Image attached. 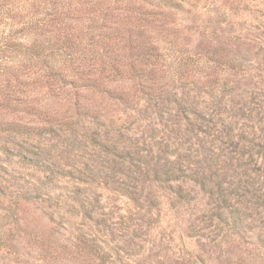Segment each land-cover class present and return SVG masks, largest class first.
Returning a JSON list of instances; mask_svg holds the SVG:
<instances>
[{"label": "trees", "instance_id": "trees-1", "mask_svg": "<svg viewBox=\"0 0 264 264\" xmlns=\"http://www.w3.org/2000/svg\"><path fill=\"white\" fill-rule=\"evenodd\" d=\"M0 1H3L0 3V108L13 116L14 113L35 115L39 122V125H31L22 124L19 120L0 121L1 132H9L17 139L20 136L51 134L54 126L61 122V126L72 128L70 121L89 114L92 109L87 103L90 96L109 97L122 103L133 102L137 106V109L133 108L136 112L145 107L144 111L152 114L149 118L155 117L163 128L173 123L170 126L176 131L175 137L164 138L165 148L156 154L147 142L158 136L155 131L143 137L144 140L140 141L142 148L137 146L134 153L127 152L124 156L119 155V150H111L108 140L100 141L98 137L93 139L92 135L89 137L86 134L84 138L96 141L95 145L106 158L105 162L115 166L112 173L140 180L153 175L154 181L170 184L169 189L178 198L185 195L181 183L187 180L194 182L209 197L211 208L216 209L213 214L221 226L219 233L230 231L229 237L235 236L236 248L242 252L249 249L252 253V247L254 250L264 248V229L255 224L264 211V202L246 200L251 190L243 189L237 183L240 181V165H233L234 160L239 161L247 135H251L252 141H259L255 154L264 160V122L261 121L263 127H260V123L252 119V109L230 115V99H225L226 95L238 96L245 91L246 88L241 90L240 83L247 80L246 76H250L251 81L260 78V74L250 73L251 65L242 62L235 53L239 49L228 47L234 45L231 41H220L216 37L217 46H213V41H209L211 45H203L200 41L194 52L178 48L183 28L177 15L195 13L201 6L210 18L213 17L211 23L227 26L232 35L235 29L239 32L244 30L251 18L247 8L243 7L246 0H223L216 7L210 6V0H54L51 2L53 5H44L43 9L35 8L30 0H19L15 8L10 6L11 1ZM259 6L258 11L264 16V5L260 3ZM19 26L22 28L14 30ZM252 54L257 59H250V64L258 63V52ZM171 59L178 67L169 65L173 64V61L168 62ZM182 65L197 68V74L206 78L217 76L218 72L220 76L225 74V78L214 83L217 86H210L211 90L199 91L198 96H205V104L184 103L176 93L167 95V84L161 81L167 77L166 74L175 79L176 71ZM232 75L242 76V79L231 81ZM116 81L121 84H115ZM71 89L73 91L68 92ZM219 92L223 97L214 103L213 98ZM245 92L248 94V91ZM257 92L252 90L249 93L254 98ZM64 93L71 94L72 100H68L73 110L66 119L59 118L49 109L40 110L45 98L61 99ZM160 99L171 101V105L162 109ZM166 114L169 116L165 117ZM95 117L103 119L101 115ZM246 120L250 126L245 125ZM230 145L235 150L228 148ZM0 150L2 154H8L9 147L1 143ZM149 154L154 156L153 167L148 166L151 163L146 158ZM16 156L20 164L31 163L40 172L56 173L51 166L54 163L48 160L35 164L21 151ZM171 183H175L177 188L174 189ZM138 190L135 188L130 194L139 195ZM254 191L253 196L259 197L256 194L263 188H255ZM80 205L84 217L92 219V209L82 202ZM253 207L259 208L258 216L248 213L255 209ZM190 228L196 230L197 226L190 225ZM200 232L196 234L205 236ZM84 235H77L80 238L77 246L87 247L93 257L105 260L101 251L103 247L89 234ZM242 246L246 249L243 250ZM232 253L234 251H229L226 259L232 260ZM176 264L186 263L177 260Z\"/></svg>", "mask_w": 264, "mask_h": 264}, {"label": "rangeland", "instance_id": "rangeland-1", "mask_svg": "<svg viewBox=\"0 0 264 264\" xmlns=\"http://www.w3.org/2000/svg\"><path fill=\"white\" fill-rule=\"evenodd\" d=\"M8 1L12 2L10 6L14 8L19 4V0ZM53 1L30 0V4L43 9L44 5H53ZM222 1L210 0V6L216 7ZM260 3L264 5V0H246L243 7L247 8L251 18L244 30L239 32L235 29L233 39L230 29L225 25L211 23L213 17L210 18L201 6L197 7V13H179L177 19L183 28L178 45L181 50L197 51L200 41H203V45H211L209 41H213V46H217L216 37L220 41H231L234 45L228 47L239 49L235 53L237 57H241L242 62L251 65L250 73L260 74V78H253L251 81L250 76H246L247 80L240 83L241 90L246 88L248 94L242 91L244 94L240 92L238 96L226 95L225 99H230V115L252 109V119L263 127L264 16L258 11ZM21 28L19 26L14 30ZM46 42L49 44V41ZM255 52H258L260 60L250 64L251 60L257 59L252 54ZM171 61L173 64L169 65L178 67L174 64V59L168 62L172 63ZM196 69L182 65L177 69L175 79L166 74L167 77L161 83L167 84V95L176 93L184 103L205 104V96H198L199 91L211 90L213 85L217 86L214 83L219 82L218 79L225 78V74L220 76L218 72L217 76L206 78L199 76ZM230 79H242V76L232 75ZM247 82L249 83L244 84ZM115 84L121 82L116 81ZM251 89L258 91L254 98L249 93ZM72 91L73 89L68 92ZM70 95L61 99L48 96L43 100L40 110L49 109L59 118L66 119L73 111L69 106ZM216 95L214 103L223 97L221 92ZM160 101L162 109L171 105V101ZM87 103L92 107L89 114L77 116L70 121L73 123L72 128L61 126L62 122L55 125L51 134L20 136L15 139V135L1 132L0 126V148L1 143L9 147L8 154H2L0 150V264H176L177 260L186 264H264V248L254 250L250 246L252 253L249 249L242 252L236 248L238 243L233 240L235 236L229 237L230 231L222 230L219 233L221 226L213 214L216 209H212L213 206L211 208L209 197L197 184L190 180L182 182L185 195L184 198H178L169 189L170 184L154 181L152 174V178L140 180L112 173L115 166L105 162L106 158L95 145L96 141L84 138L86 134L89 137L92 135L93 139L94 136L98 137L100 141L108 140L110 149L116 152L119 150V155L124 156L127 152L134 153L137 146H143L140 141L153 131L152 134L156 132L158 136L147 142L156 154L161 148H165L166 136H176L175 127L170 126L173 123L165 122L169 127L163 128L155 117H148L152 114L144 111L145 107H140L138 112L133 110L137 109L133 102L126 104L118 99L90 96ZM238 106H241L240 109ZM99 115L102 120L95 117ZM227 115L229 113L224 114ZM168 116L169 114L165 115ZM173 116L177 117V114ZM176 117L173 119L177 120ZM4 120L39 125L35 115L14 113L13 116L0 108V121ZM240 120L243 121L241 118ZM246 121L245 125L250 126ZM245 140L239 161H233V165H240L238 179L241 183L236 181L243 189L251 190L246 200L263 203L264 160L255 154L259 141H252L251 135H247ZM228 148L235 150L231 145ZM20 151L35 164L44 161L43 159L54 163L55 166H51L56 173L40 172L29 161L28 165L20 164L16 156ZM146 158L151 161L148 166L153 167L154 156L149 154ZM171 184L174 189L177 188L175 183ZM259 187L263 188L262 192L256 194L260 198L254 197V189ZM135 188L139 189V195L130 194ZM81 202L94 212L92 219L84 217ZM253 208L255 209L248 213L258 216L259 208ZM258 217L255 224L263 230L264 211ZM190 225L197 226V229L193 230ZM202 227L208 228L200 230ZM196 231H201L205 236L197 235ZM83 233L95 238L96 243L103 247L104 250L101 251L105 260L93 257L87 247L77 246L80 243L78 236L85 237ZM241 248L246 249L244 246ZM229 251H234L232 260L226 259Z\"/></svg>", "mask_w": 264, "mask_h": 264}]
</instances>
